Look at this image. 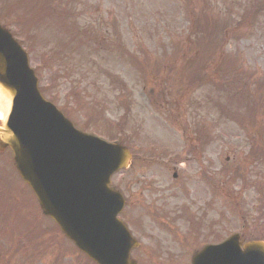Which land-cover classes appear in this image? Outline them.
I'll list each match as a JSON object with an SVG mask.
<instances>
[{
	"label": "rangeland",
	"instance_id": "rangeland-1",
	"mask_svg": "<svg viewBox=\"0 0 264 264\" xmlns=\"http://www.w3.org/2000/svg\"><path fill=\"white\" fill-rule=\"evenodd\" d=\"M66 1L67 26L93 29L91 36L99 34L110 46L98 53L76 50L53 19L39 25L36 17L30 34L11 28L31 68L42 74L38 85L46 88L45 99L77 129L107 142L121 140L131 152L129 168L111 178L126 199L120 219L127 225L138 214L129 204L144 188L142 194L165 196L168 209H184L176 243L162 234L134 235L141 246L132 258L138 264H188L194 250L244 224L254 236L264 235L255 223L256 208L264 212V6L254 8L261 0ZM206 18L216 25L211 38L217 46L209 51L196 44L204 34L197 22L206 27ZM49 47L59 51L54 62ZM42 58L49 70L40 67ZM217 66L228 72L230 85L218 72L214 76ZM196 72L200 79L211 75L212 84L191 83ZM257 102L263 108L248 123L247 141L232 116L245 115L246 105ZM252 142L259 144L256 162L249 156ZM11 161L9 151L0 155V264H88L41 215ZM200 223L196 238L190 226ZM149 242L160 247L157 253L145 249Z\"/></svg>",
	"mask_w": 264,
	"mask_h": 264
},
{
	"label": "water",
	"instance_id": "water-1",
	"mask_svg": "<svg viewBox=\"0 0 264 264\" xmlns=\"http://www.w3.org/2000/svg\"><path fill=\"white\" fill-rule=\"evenodd\" d=\"M0 91L8 100L0 152L10 148L15 168L42 214L95 264H136L137 247L117 219L124 200L110 178L127 168L129 151L84 134L45 101L26 54L0 29ZM229 240L195 255L192 264H264V246L239 250Z\"/></svg>",
	"mask_w": 264,
	"mask_h": 264
},
{
	"label": "trees",
	"instance_id": "trees-1",
	"mask_svg": "<svg viewBox=\"0 0 264 264\" xmlns=\"http://www.w3.org/2000/svg\"><path fill=\"white\" fill-rule=\"evenodd\" d=\"M63 3H66V1L65 0H38V8L36 12L38 14L39 19L42 21H49V22H51V19H53V22L60 24L61 26L65 25L66 18L64 17L66 14L65 12L66 10L63 8V5H64ZM68 29L71 32V36H70L71 43H73L76 46L77 48L76 50L80 48H84L85 50L91 53H98L100 51L105 50L106 47L110 46V43H107L105 39L97 38L96 34L91 36L92 33L90 32H92L93 29L92 31H89L88 29L80 30L76 27L75 22H71ZM210 35H211L210 33L209 34L207 33L205 38H201L196 42L199 50L205 49L209 51V50H213L216 48L217 43L213 38H211L212 36ZM212 53L213 52H211L210 54ZM48 54L51 56L52 62H54L58 57V55L53 50L50 51ZM42 64L44 67H46V70H49L43 58H42ZM195 71H198V68ZM216 72H218L219 77L222 80H224L226 84L230 85L229 75L227 74L228 72H225V70L220 71V66H217L216 69L214 70L213 72L214 76ZM197 73L198 72L192 75H189L188 80L191 81V83H193V81H198V83H202V80L209 79L208 83H205V84H209V85L212 84V79L210 78L212 77L211 75H208L210 77L200 79ZM38 77L40 80H42V74L40 72L38 73ZM40 92L42 94H47L45 87H41ZM262 108L263 106L259 102H257L256 104L252 103V105H246L245 115L242 114L240 117L235 118L237 129L243 132L244 134H246L245 136L250 141H251L252 126H249L248 123H253L254 121L257 120L258 111L260 110L262 111ZM257 146H259V144H257L256 142H252V145H251L252 150L250 152L251 159L253 158V156H258L260 152V149H258ZM256 158H253L252 161L256 162Z\"/></svg>",
	"mask_w": 264,
	"mask_h": 264
},
{
	"label": "flooded vegetation",
	"instance_id": "flooded-vegetation-1",
	"mask_svg": "<svg viewBox=\"0 0 264 264\" xmlns=\"http://www.w3.org/2000/svg\"><path fill=\"white\" fill-rule=\"evenodd\" d=\"M177 174L174 173L173 177L176 178ZM150 187V183L147 184ZM177 187H174L173 190H176ZM147 188L141 190V192H147ZM140 191L138 196H135V200L129 204L130 207H133V210H137V215L132 217L130 221H127L132 233L138 239H149L155 234H162L166 236L168 243H176V240L179 238L176 230V223L182 218L184 209L181 207L167 208V198L162 196V194H142ZM147 198V200H144ZM169 199H173V196H169ZM147 203V204H145ZM241 242H244V239H240ZM177 246V245H176ZM150 248H145L147 251L154 250L155 253L159 251L157 245H153L149 242Z\"/></svg>",
	"mask_w": 264,
	"mask_h": 264
},
{
	"label": "bare ground",
	"instance_id": "bare-ground-1",
	"mask_svg": "<svg viewBox=\"0 0 264 264\" xmlns=\"http://www.w3.org/2000/svg\"><path fill=\"white\" fill-rule=\"evenodd\" d=\"M7 104H8V100L0 91V119L4 118V116L6 114Z\"/></svg>",
	"mask_w": 264,
	"mask_h": 264
}]
</instances>
